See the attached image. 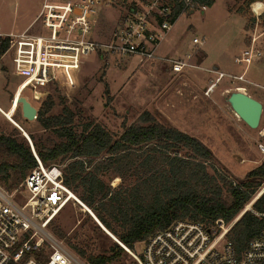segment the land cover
<instances>
[{
  "label": "rangeland",
  "instance_id": "rangeland-1",
  "mask_svg": "<svg viewBox=\"0 0 264 264\" xmlns=\"http://www.w3.org/2000/svg\"><path fill=\"white\" fill-rule=\"evenodd\" d=\"M41 3L42 0H0V30L6 33L22 31L34 19ZM250 3L247 0H212L202 13L195 10L176 19L157 53L166 57L192 54L191 62L197 68H187L181 75L172 74L168 66L158 60L90 53L80 56L81 62L71 79L62 77L35 84L36 89L25 88L24 83L16 91L17 83L24 77L14 73L6 53L0 58V107L7 110L14 94L15 99L8 111L0 112V133H33L37 141L46 145L58 141L50 131L41 129L36 118L27 120L22 116L20 97H25L38 109L43 103L46 106L45 101L50 96L53 104L48 115H56L66 107L75 113L78 126L94 122L114 135L121 132L123 124L129 125L147 112L155 120L198 138L212 150L214 168L233 182L240 180L246 172L264 163V153L258 148V143L264 147V21L260 17L256 22ZM119 15L117 8L101 12L92 37L99 33L106 36ZM250 18H254L252 26L247 22ZM40 31L39 23L29 30L30 33ZM252 31L259 35L263 56L246 68L245 81L234 80L232 76L240 75L245 69L235 58L247 45ZM193 37L202 40V44L193 46ZM214 66L225 75L212 92L205 95L206 87L217 76L213 72ZM60 75L63 74L58 71ZM33 89L37 91L38 100L33 98ZM236 89L263 105L255 129L238 119L226 102L228 93ZM9 120L16 123L13 125ZM57 165L63 168V164ZM104 180L112 188L119 182V178ZM16 200L21 202L19 197ZM92 221L95 222L88 212L70 200L51 220L48 230L68 246L70 242L83 247L86 242L83 232L93 224ZM103 239L110 245L116 243L117 238ZM142 246V242H137L133 249L140 253ZM126 255L130 261V256Z\"/></svg>",
  "mask_w": 264,
  "mask_h": 264
},
{
  "label": "trees",
  "instance_id": "trees-1",
  "mask_svg": "<svg viewBox=\"0 0 264 264\" xmlns=\"http://www.w3.org/2000/svg\"><path fill=\"white\" fill-rule=\"evenodd\" d=\"M200 2L208 6L212 0ZM261 18L264 21V13ZM247 22L252 26L254 18ZM5 49L1 43L0 56ZM45 103L38 108L36 121L58 141L46 145L28 133L35 154L44 166L63 164L64 184L128 248L176 220L197 222L206 228L217 219L232 222L226 238L237 253L260 232L263 218L258 214L264 213V192L250 208H244L264 184V163L233 182L214 168V154L202 141L147 112L137 121L123 124L121 132L114 135L94 122L78 126L75 113L66 107L48 115L53 104L50 96ZM35 166L19 131L15 135L0 133V186L13 190ZM113 178L119 182L112 188L104 179ZM85 230L83 247L67 245L77 256L88 264L128 263L119 245L106 244L103 238L109 237L95 222Z\"/></svg>",
  "mask_w": 264,
  "mask_h": 264
},
{
  "label": "built area",
  "instance_id": "built-area-1",
  "mask_svg": "<svg viewBox=\"0 0 264 264\" xmlns=\"http://www.w3.org/2000/svg\"><path fill=\"white\" fill-rule=\"evenodd\" d=\"M249 6L258 22L264 13V3L256 0ZM114 8L120 14L115 24L110 25L106 36L99 33L93 38L100 13ZM205 8L206 4L200 0H42L38 13L25 29L18 33L0 30V44L6 45L0 58L7 53L14 73L24 77L18 86L25 83V88L34 89L35 84L62 77L71 79L81 62L80 56L90 53L158 60L172 74L181 75L187 68H197L191 62L192 54L166 57L157 50L180 15L195 10L203 12ZM37 23L41 31L30 33ZM258 37L252 31L248 45L235 58L245 69L232 79L245 81L246 68L262 58ZM202 42L196 37L191 40L193 46ZM58 71L63 75L58 76ZM213 72L217 76L206 87L205 95L225 75ZM36 92L33 91V98L38 100ZM258 148L264 153L262 144L258 143ZM32 154L36 166L19 187L9 191L0 186V264H88L52 234L48 225L70 200L95 216L64 184L62 168L57 164L44 166L34 150ZM263 192L264 184L244 210ZM18 197L21 202H17ZM258 215L263 218V226L240 253L226 238L232 222L226 224L221 219L211 225L214 229L176 220L143 241L140 253L118 239L115 242L130 256L127 264H264V213Z\"/></svg>",
  "mask_w": 264,
  "mask_h": 264
},
{
  "label": "water",
  "instance_id": "water-1",
  "mask_svg": "<svg viewBox=\"0 0 264 264\" xmlns=\"http://www.w3.org/2000/svg\"><path fill=\"white\" fill-rule=\"evenodd\" d=\"M18 102L21 105L22 116L25 119L33 120L36 118L35 107L32 106L24 97H21ZM226 102L234 113V115L237 116V118L240 119L242 122H244L249 128L255 129L258 126L262 113V103L260 101L255 98H252L246 92L236 89L228 93V95L226 96ZM21 134L27 140L30 148L33 151V146L29 136L23 131H21ZM93 219L97 223V225L109 237L113 239V236L101 225V223L96 219V217Z\"/></svg>",
  "mask_w": 264,
  "mask_h": 264
},
{
  "label": "crops",
  "instance_id": "crops-1",
  "mask_svg": "<svg viewBox=\"0 0 264 264\" xmlns=\"http://www.w3.org/2000/svg\"><path fill=\"white\" fill-rule=\"evenodd\" d=\"M201 13H202V12H201ZM31 22H32V21H31ZM31 22H30V23H31ZM30 23H29V24H30ZM29 24H28V25H29ZM28 25H27V26H28ZM27 26H26V27H27ZM26 27H25V28H26ZM25 28H24V29H25ZM261 34H262V33H261ZM261 34H260V35H261ZM248 43H249V38H248V41H247V45H248ZM247 45H246V46H247ZM246 46H245V47H246ZM245 47H244V48H245ZM244 48H243V49H244ZM217 69H218V68H217L216 66L213 67V71H217ZM19 83H20V81L17 83L16 91H17V89H18V87H19V86H18ZM206 85H207V84H206ZM206 85H205V86H206ZM16 91H15V92H16ZM19 94L21 95V92H20ZM20 98H21V97H20ZM24 98H25V97H24ZM14 99H15V94H14V98H13V100H12V101L10 102V104H9L8 109L6 108L7 110H5L4 108L0 107L1 112L8 111V110L10 109V107L12 106L11 104L13 103ZM25 99H26V98H25ZM26 100H27V99H26ZM27 101H28V100H27ZM262 108H263V105H262ZM14 111H15V110H14ZM75 195L77 196V194H75ZM77 197H78V196H77ZM80 201H81V200H80ZM81 202H82V201H81ZM83 204H84V203H83ZM84 205H85V204H84ZM91 212H92V211H91ZM93 215H94V214H93Z\"/></svg>",
  "mask_w": 264,
  "mask_h": 264
},
{
  "label": "bare ground",
  "instance_id": "bare-ground-1",
  "mask_svg": "<svg viewBox=\"0 0 264 264\" xmlns=\"http://www.w3.org/2000/svg\"><path fill=\"white\" fill-rule=\"evenodd\" d=\"M254 9H257V5L253 6ZM13 125L16 123L14 120H9ZM17 126V125H16ZM19 128V126H18ZM110 233V232H109ZM111 234V233H110ZM112 235V234H111ZM115 241V240H114Z\"/></svg>",
  "mask_w": 264,
  "mask_h": 264
},
{
  "label": "flooded vegetation",
  "instance_id": "flooded-vegetation-1",
  "mask_svg": "<svg viewBox=\"0 0 264 264\" xmlns=\"http://www.w3.org/2000/svg\"><path fill=\"white\" fill-rule=\"evenodd\" d=\"M36 109V108H35ZM37 111H38V109H36V115H37ZM21 114H22V112H21Z\"/></svg>",
  "mask_w": 264,
  "mask_h": 264
}]
</instances>
